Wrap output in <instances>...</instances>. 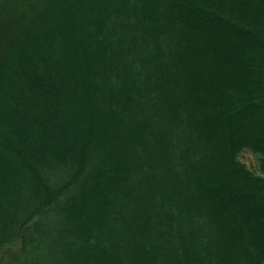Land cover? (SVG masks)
I'll use <instances>...</instances> for the list:
<instances>
[{"label":"trees","instance_id":"trees-1","mask_svg":"<svg viewBox=\"0 0 264 264\" xmlns=\"http://www.w3.org/2000/svg\"><path fill=\"white\" fill-rule=\"evenodd\" d=\"M0 264H264V0H0Z\"/></svg>","mask_w":264,"mask_h":264},{"label":"rangeland","instance_id":"rangeland-1","mask_svg":"<svg viewBox=\"0 0 264 264\" xmlns=\"http://www.w3.org/2000/svg\"><path fill=\"white\" fill-rule=\"evenodd\" d=\"M241 162L244 163L248 168L254 170L255 172L257 171V167H258L257 159L248 152L242 154Z\"/></svg>","mask_w":264,"mask_h":264}]
</instances>
